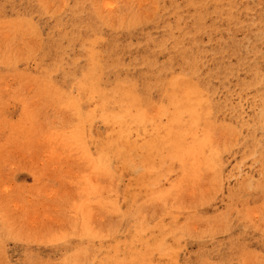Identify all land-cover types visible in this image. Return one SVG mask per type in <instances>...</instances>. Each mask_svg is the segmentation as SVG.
I'll list each match as a JSON object with an SVG mask.
<instances>
[{"label":"rangeland","instance_id":"374dc122","mask_svg":"<svg viewBox=\"0 0 264 264\" xmlns=\"http://www.w3.org/2000/svg\"><path fill=\"white\" fill-rule=\"evenodd\" d=\"M0 264H264V0H0Z\"/></svg>","mask_w":264,"mask_h":264}]
</instances>
